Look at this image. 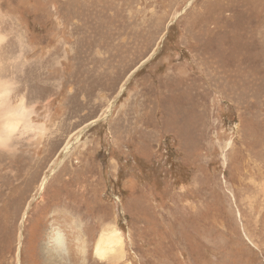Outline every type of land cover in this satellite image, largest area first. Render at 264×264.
<instances>
[{"label": "rangeland", "instance_id": "1", "mask_svg": "<svg viewBox=\"0 0 264 264\" xmlns=\"http://www.w3.org/2000/svg\"><path fill=\"white\" fill-rule=\"evenodd\" d=\"M0 78L43 129L1 155L0 264L58 228L80 264L75 218L85 264L112 229L111 264H264V0H0Z\"/></svg>", "mask_w": 264, "mask_h": 264}, {"label": "bare ground", "instance_id": "2", "mask_svg": "<svg viewBox=\"0 0 264 264\" xmlns=\"http://www.w3.org/2000/svg\"><path fill=\"white\" fill-rule=\"evenodd\" d=\"M13 85V83L11 84L9 81L0 78V162L2 161L1 158H5L1 156L2 153L13 154L18 151V146L20 144L32 141L38 143L43 136L42 127L34 125L32 120L35 111L26 106L24 97L19 95L15 103L11 102L10 96L15 89ZM45 178L46 177H44L40 183V191L46 183ZM73 222L74 229L78 230L74 236L76 237L75 253L80 259L79 263L85 264L86 255H88L86 254L87 241L83 238L85 234L82 235V228L78 219L75 218ZM64 239L59 228L56 232L51 230L47 235V241L40 246V253L42 254L41 257H43L46 262H49L48 264H63V262H65L64 255H68L69 250ZM122 247L121 236L116 230L112 229L111 232H103L99 236L95 246V256L100 260L106 259L108 264L115 263L117 257H122Z\"/></svg>", "mask_w": 264, "mask_h": 264}]
</instances>
